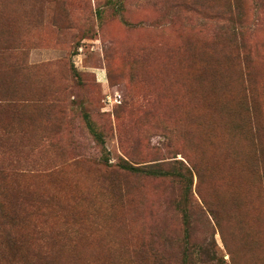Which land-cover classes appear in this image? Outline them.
Instances as JSON below:
<instances>
[{"label": "rangeland", "instance_id": "1", "mask_svg": "<svg viewBox=\"0 0 264 264\" xmlns=\"http://www.w3.org/2000/svg\"><path fill=\"white\" fill-rule=\"evenodd\" d=\"M1 165L0 264H264V0H0Z\"/></svg>", "mask_w": 264, "mask_h": 264}, {"label": "trees", "instance_id": "2", "mask_svg": "<svg viewBox=\"0 0 264 264\" xmlns=\"http://www.w3.org/2000/svg\"><path fill=\"white\" fill-rule=\"evenodd\" d=\"M9 168V167H8ZM7 168V166H0V179H3L8 175V172L10 171ZM122 170H126V171H133L136 174H140V175H144V176H152V177H164L169 175L170 173H172L171 175L176 176L177 175H181L183 176V173L180 172H175V170L172 169V172L169 170H164L162 166L157 165V164H152L150 166H146V167H139V166H133V165H122L121 166ZM13 213V212H10ZM5 213L3 211V209L1 208L0 205V216H3ZM7 238V246L9 249V252L11 253V256H15V255H19V259L16 262H13L12 264H41L42 262L45 261V257H36L35 256H31L30 258L25 255V254H20V250L22 247V239L20 238H16V236H13L12 234H7L6 235ZM14 252H11L13 251ZM20 252V253H19Z\"/></svg>", "mask_w": 264, "mask_h": 264}]
</instances>
